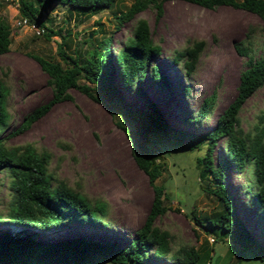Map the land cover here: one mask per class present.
Instances as JSON below:
<instances>
[{
	"label": "rangeland",
	"instance_id": "obj_1",
	"mask_svg": "<svg viewBox=\"0 0 264 264\" xmlns=\"http://www.w3.org/2000/svg\"><path fill=\"white\" fill-rule=\"evenodd\" d=\"M131 1L115 0L110 7L82 20L70 6L53 2L39 10L38 17L47 28L61 29L65 38V52L77 56L79 60L88 48L87 35L93 41L101 35L91 33L95 32L96 20L101 23L104 35L110 37V55H114L119 44L130 36L138 19L146 20L152 42L159 47V54L150 63L160 67L167 86L155 87L144 77L137 85L139 95L135 89L124 90L112 64L110 68V80L119 99L136 112L134 117L140 127L147 129L145 134L135 135L137 144L148 142L147 137H153L144 115V101L153 106L169 130L202 135L213 127L217 116L234 96L239 73L244 68L246 57L236 54L232 44L241 41L250 46L255 58L259 57L264 52V20L229 6L207 9L182 0H168L162 3L158 16L152 7H148L132 20L117 25L114 15L125 10ZM17 4V0H0V19L9 26L11 38L8 50L0 54V78L7 89L6 109L9 115L0 137H4L24 115L50 97L46 74L28 54L59 60L56 53L59 36L45 39L44 36L33 34L27 26L18 25L20 16ZM194 40L205 41V46L194 71L182 76L178 67L169 62V58L173 51L182 49ZM212 90L216 92L212 110L205 118L197 119L196 110L201 100ZM69 94L71 100L54 103L25 130L4 138V141L9 146L32 143L37 149H47L51 153L48 173L54 179L63 180L90 202L102 201L106 205L102 216L106 227H79V221L75 219L58 233H49L50 239L83 236L125 244L141 225L148 210L152 198L151 187L146 175L134 162L129 137L115 124V118L119 115L114 117L100 102L76 89H69ZM261 111H264V83L243 102L238 113L240 126L244 130L250 129ZM123 125L132 130L136 128V123L131 124L127 119ZM168 138L172 140L171 133ZM114 146L116 149L124 148L128 171L123 170L112 158V154L116 153ZM222 146L223 139H217L212 148L214 162ZM152 148L163 166L155 183L162 185L167 194L163 201L166 209L154 224L171 234L172 246L187 244L211 247L210 264H263L254 257L252 247L240 254L238 248L229 245L228 239L210 241L213 235L193 220L190 213L192 206L195 215L203 218L215 210L217 204L200 192L199 184L203 182L197 180L194 157L202 149L183 151L168 146L159 154L156 147ZM224 179L238 217L264 244V235L260 231L264 225V215L254 205L250 195L254 181L249 168L237 172L228 167ZM8 182V176L0 171L1 214L6 212L10 199Z\"/></svg>",
	"mask_w": 264,
	"mask_h": 264
},
{
	"label": "trees",
	"instance_id": "obj_2",
	"mask_svg": "<svg viewBox=\"0 0 264 264\" xmlns=\"http://www.w3.org/2000/svg\"><path fill=\"white\" fill-rule=\"evenodd\" d=\"M165 1L168 0H132L114 18L117 25H120L132 20L148 7H152L158 16ZM182 1L207 9L229 6L255 14L264 20V0ZM53 2L70 6L82 20L110 7L115 0H17L20 18H26L28 22L43 28L41 36L45 39L59 36L60 41L56 44L59 60L28 54L46 74L50 97L24 115L17 126L4 137H0V171L9 178L10 197L6 212L0 213V264H210L211 247L187 244L173 247L171 234L154 224L166 209L163 201L167 194L162 185L155 183L163 166L158 162L152 147H156L161 154V150L168 146L183 151L202 149L194 157L197 180L203 182L202 185L199 184L200 192L217 204L216 209L203 218L195 215L192 206L190 213L193 220L213 235L212 242L216 239H228L229 245L238 248L240 254L252 247L254 257L264 264V244L257 240L238 217L224 179L228 167L237 172L248 167L254 181L250 195L254 205L264 215V111L256 115L255 122L248 130L240 126L238 117L243 102L264 83V52L255 58L250 46L241 41L232 44L236 54L246 57L244 68L239 73L234 96L217 116L210 130L199 136L181 130H169L153 106L144 101V115L151 126L153 137H147L148 142L137 144L135 135L145 134L147 129L140 127L134 117L136 112L119 99L110 80V68L112 64L124 90L135 89L139 95L137 85L144 77L155 87L167 86L160 67L150 63L159 54V47L152 42L147 21L138 19L130 36L119 44L114 55H110V37L104 35L101 23L96 20L95 32L91 33L101 35L95 41L87 35L88 48L84 57L79 60L77 56L65 52V38L61 29L47 28L38 17L39 10ZM247 35L245 33V37ZM10 43L9 26L0 19V54L8 50ZM204 46L203 40L189 42L182 49L173 51L169 62L178 67L182 76H188L194 71ZM71 88L100 102L114 117L119 115L115 118V124L129 137L134 162L146 175L151 187L152 198L148 210L141 225L125 244L87 239L83 236L50 239L49 233H58L63 227L70 226L75 219H78L79 227H106L102 220L106 205L102 201L90 202L63 180L54 179L48 173L51 153L47 149H37L32 143L9 146L4 141V138L25 130L54 103L71 100ZM6 97L7 89L0 78V131L9 119ZM215 97L216 92L212 90L201 100L196 110L197 119H203L210 113ZM125 119L131 124L136 123L135 130L123 125ZM169 133L172 140L168 138ZM219 138L223 139V146L214 162L212 148ZM260 231L264 235V225Z\"/></svg>",
	"mask_w": 264,
	"mask_h": 264
},
{
	"label": "bare ground",
	"instance_id": "obj_3",
	"mask_svg": "<svg viewBox=\"0 0 264 264\" xmlns=\"http://www.w3.org/2000/svg\"><path fill=\"white\" fill-rule=\"evenodd\" d=\"M116 149V146H114ZM124 149V148H123ZM123 149L120 147V148H117L116 149V153H113L112 154V158L115 160V162L125 171H128L129 170V165L125 159V156L123 155ZM115 151V150H114ZM113 163V161H112ZM115 165V164H114ZM138 201V200H137ZM136 201V202H137ZM141 201V200H139ZM138 201V202H139Z\"/></svg>",
	"mask_w": 264,
	"mask_h": 264
},
{
	"label": "built area",
	"instance_id": "obj_4",
	"mask_svg": "<svg viewBox=\"0 0 264 264\" xmlns=\"http://www.w3.org/2000/svg\"><path fill=\"white\" fill-rule=\"evenodd\" d=\"M17 24L27 26L30 31L37 36H40L44 32L43 28L38 27L31 22H28L26 18H20V20L17 21ZM210 241H213V239L210 238Z\"/></svg>",
	"mask_w": 264,
	"mask_h": 264
}]
</instances>
